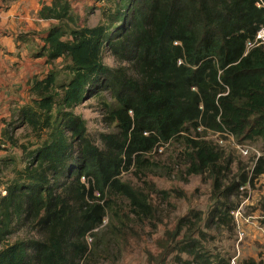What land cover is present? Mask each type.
Segmentation results:
<instances>
[{"label":"trees","instance_id":"16d2710c","mask_svg":"<svg viewBox=\"0 0 264 264\" xmlns=\"http://www.w3.org/2000/svg\"><path fill=\"white\" fill-rule=\"evenodd\" d=\"M98 10L94 26L81 22L68 0L38 12L52 23L36 57L51 68L30 80L28 102L0 133V176L8 175L0 179V264H79L85 237L109 208L101 204L107 196L127 199L138 216L152 214L149 195L121 174L169 142L185 146L188 174L212 180L211 216L222 225L231 210L225 201L239 193L247 172L229 178L232 158L199 130L227 131L239 144L264 140V44L246 50L264 27V0H104ZM105 54L116 67L104 65ZM93 98L115 129L99 136L100 145L74 113ZM20 128L29 135L15 136ZM260 175L264 157L253 179ZM201 216L190 211L166 231L161 264H228L210 261L195 237L203 235ZM19 226L29 236L10 241Z\"/></svg>","mask_w":264,"mask_h":264},{"label":"rangeland","instance_id":"374dc122","mask_svg":"<svg viewBox=\"0 0 264 264\" xmlns=\"http://www.w3.org/2000/svg\"><path fill=\"white\" fill-rule=\"evenodd\" d=\"M90 12L83 21L89 26H94L100 19L99 12ZM59 63L56 62L55 66H59ZM103 63L110 68L117 66L115 60L108 54L104 55ZM74 113L86 121L88 136L98 145L101 134L115 132L113 126H108L102 121L103 109L95 98L82 102L74 109ZM199 133L203 140L218 146L210 131L199 130ZM28 135L23 128L15 133L18 137ZM191 135L196 137L193 132ZM252 144L260 149L264 148V140H257ZM223 150L232 158L229 178L247 172L248 161L242 159L228 145ZM13 151L19 155L18 151ZM184 151L185 146L182 142L157 145L151 152L145 154L146 162H143V166L138 168L133 163L128 171L122 172L123 183L149 195L153 212L148 216L142 214L138 216L137 212H133L134 208L130 202L122 196L105 197L101 204L107 203L109 208L105 210L106 215L101 226L85 237L87 252L79 264H161L158 257L162 249L158 244L164 243L166 231L174 229L179 218L189 215L190 211L202 215L199 231L203 235L197 232L195 237L200 238L210 261L214 262L219 258L230 264L235 259V264H242L244 260L249 259L248 247L242 249L245 239L237 243L236 226L230 213L226 223L222 225L212 219L215 205L211 197L212 180L208 174L200 176L187 173ZM7 176V174L0 176L2 183L6 181L4 177ZM255 179L251 181V200L244 211L246 216L253 217L249 225L254 224L258 231L260 227H264V195H260L264 188V177L259 178L260 180ZM226 180V185L231 184L229 179ZM240 200L237 192L236 196H230L225 201V206L231 207L232 211L238 207ZM28 236L27 229L19 226L13 230L9 239L14 241L16 238L24 239ZM256 254L259 259V252ZM183 259L187 257L183 256Z\"/></svg>","mask_w":264,"mask_h":264},{"label":"crops","instance_id":"0c3cea01","mask_svg":"<svg viewBox=\"0 0 264 264\" xmlns=\"http://www.w3.org/2000/svg\"><path fill=\"white\" fill-rule=\"evenodd\" d=\"M68 1L81 22H85L84 17L90 11L99 12L98 9L104 5V0ZM51 2L0 0V133L11 114L28 102L30 80L43 79L51 68L45 58L36 57L52 23L39 19L38 12L43 5H50ZM4 157L5 153L0 151V159ZM260 195H264V188ZM253 225L245 227L242 249L248 247L249 259L264 261V238Z\"/></svg>","mask_w":264,"mask_h":264},{"label":"built area","instance_id":"2783aa9c","mask_svg":"<svg viewBox=\"0 0 264 264\" xmlns=\"http://www.w3.org/2000/svg\"><path fill=\"white\" fill-rule=\"evenodd\" d=\"M259 6V5H258ZM264 44V27H262L256 34L255 39L253 42L247 41L246 42V50H250L258 45ZM211 135L214 139V142L219 147H226L227 145L233 148L237 154L240 155V157L246 161L249 162V166L247 168V180L244 185H242L239 188V197H240V203L238 207H236L234 210L230 211V215L233 218L236 226V238L237 243H241L246 235L244 228L251 223V220L253 217L246 216L245 215V207L249 204L251 200V181L253 180V171L255 168V165L257 161L264 157V148L260 149L256 147L253 144H239L237 143L233 136L227 132H221V133H212ZM260 177H264V175L258 176L257 179ZM255 179V180H257ZM0 194L4 195V191H0ZM258 231H260L264 238V229L259 228ZM235 259L231 261L230 264H235Z\"/></svg>","mask_w":264,"mask_h":264},{"label":"clouds","instance_id":"9594fccd","mask_svg":"<svg viewBox=\"0 0 264 264\" xmlns=\"http://www.w3.org/2000/svg\"><path fill=\"white\" fill-rule=\"evenodd\" d=\"M247 180V179H246ZM0 191H2V190H0ZM239 191V190H238Z\"/></svg>","mask_w":264,"mask_h":264}]
</instances>
